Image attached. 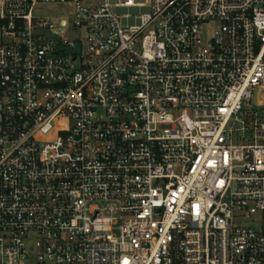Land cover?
I'll use <instances>...</instances> for the list:
<instances>
[{"label":"built area","instance_id":"2783aa9c","mask_svg":"<svg viewBox=\"0 0 264 264\" xmlns=\"http://www.w3.org/2000/svg\"><path fill=\"white\" fill-rule=\"evenodd\" d=\"M147 3L0 0V264H264V0Z\"/></svg>","mask_w":264,"mask_h":264},{"label":"rangeland","instance_id":"374dc122","mask_svg":"<svg viewBox=\"0 0 264 264\" xmlns=\"http://www.w3.org/2000/svg\"><path fill=\"white\" fill-rule=\"evenodd\" d=\"M148 0H134L135 4L143 5V7L136 8H122V9H114L113 13L119 16H129L127 20H123L122 24L124 26H136L139 21L134 19V17L147 15L150 13V9L148 7ZM72 8L70 5H62V4H38L32 11V15L36 19H44L54 24H57L60 20H66L70 22L71 20ZM59 41H74L77 43L78 41V32L75 30H69L64 33L62 37H54ZM258 105H264V88H255L251 94V99L249 102H244L242 107L245 113L250 114L255 112ZM245 123H248V119H245ZM243 126L239 122L232 121L229 124V129L233 131V138L235 144H240L242 141V132L241 128Z\"/></svg>","mask_w":264,"mask_h":264},{"label":"water","instance_id":"95a60500","mask_svg":"<svg viewBox=\"0 0 264 264\" xmlns=\"http://www.w3.org/2000/svg\"><path fill=\"white\" fill-rule=\"evenodd\" d=\"M241 116V112L239 113V117Z\"/></svg>","mask_w":264,"mask_h":264}]
</instances>
